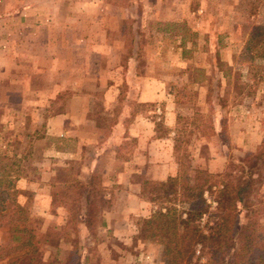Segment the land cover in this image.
Returning a JSON list of instances; mask_svg holds the SVG:
<instances>
[{
  "label": "rangeland",
  "instance_id": "rangeland-1",
  "mask_svg": "<svg viewBox=\"0 0 264 264\" xmlns=\"http://www.w3.org/2000/svg\"><path fill=\"white\" fill-rule=\"evenodd\" d=\"M263 20L264 0H0L19 65L0 76V264H162L142 182L264 142V58L240 56ZM251 205L232 249L190 264H264V179Z\"/></svg>",
  "mask_w": 264,
  "mask_h": 264
},
{
  "label": "trees",
  "instance_id": "trees-1",
  "mask_svg": "<svg viewBox=\"0 0 264 264\" xmlns=\"http://www.w3.org/2000/svg\"><path fill=\"white\" fill-rule=\"evenodd\" d=\"M240 56L264 58V20L251 27ZM172 141L176 143L177 139ZM245 159L246 163L239 165L228 163L220 174L193 170L192 175L185 172L164 181L146 178L142 182L140 195L155 207L144 220L143 229H148L150 238L160 241L162 264H190L198 249L223 255L234 247L245 229L238 228L239 214L247 217L251 213V203L264 179V142ZM7 189H0V204L8 196ZM23 221H14V232L25 231ZM40 237L25 232L23 242L16 236L12 240L18 247L28 248L29 254Z\"/></svg>",
  "mask_w": 264,
  "mask_h": 264
},
{
  "label": "crops",
  "instance_id": "crops-1",
  "mask_svg": "<svg viewBox=\"0 0 264 264\" xmlns=\"http://www.w3.org/2000/svg\"><path fill=\"white\" fill-rule=\"evenodd\" d=\"M6 42H7V40H0V76H6L8 74L11 75V73H12V76H14V71H16V69L19 66L17 61H16V55L17 54L13 55L12 52H11V54H8L6 52V49L4 48V46H6ZM15 42L18 45L22 44L20 40H15ZM8 57H9V60H7ZM8 71H11V73H8ZM140 88H142V87H140ZM138 90H137V92H138ZM157 100H158V98L156 96V93H154V95H150V97H148V98H145L144 95L142 93H140L139 98H138V102H141V103L154 102ZM130 126H131V124H130ZM241 135H242L241 137H242V141H243V134H241ZM250 135H253V134H250ZM255 135L256 134L254 133V137H255ZM259 140L257 141V138H256V140H254V143L252 144V146H250V148H253L254 146L258 145ZM154 141H157V140H154ZM155 179L156 178H154V177L151 178V180H155Z\"/></svg>",
  "mask_w": 264,
  "mask_h": 264
},
{
  "label": "built area",
  "instance_id": "built-area-1",
  "mask_svg": "<svg viewBox=\"0 0 264 264\" xmlns=\"http://www.w3.org/2000/svg\"><path fill=\"white\" fill-rule=\"evenodd\" d=\"M196 253H198V251L196 250Z\"/></svg>",
  "mask_w": 264,
  "mask_h": 264
}]
</instances>
